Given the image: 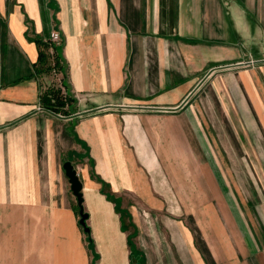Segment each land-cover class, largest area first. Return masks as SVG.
<instances>
[{
	"label": "crops",
	"instance_id": "crops-1",
	"mask_svg": "<svg viewBox=\"0 0 264 264\" xmlns=\"http://www.w3.org/2000/svg\"><path fill=\"white\" fill-rule=\"evenodd\" d=\"M53 31L68 116L35 75ZM259 187L264 0H0V264H264Z\"/></svg>",
	"mask_w": 264,
	"mask_h": 264
},
{
	"label": "trees",
	"instance_id": "trees-1",
	"mask_svg": "<svg viewBox=\"0 0 264 264\" xmlns=\"http://www.w3.org/2000/svg\"><path fill=\"white\" fill-rule=\"evenodd\" d=\"M36 42L39 48V56L35 63V75L39 77L52 75L54 79L51 84L41 89L40 100L42 105L65 116L75 113L78 100L74 96L68 80V66L63 55L62 40L53 41L50 39L45 41L37 38ZM81 226L87 235L90 247L93 248V239L87 224V218L84 222H81Z\"/></svg>",
	"mask_w": 264,
	"mask_h": 264
},
{
	"label": "water",
	"instance_id": "water-1",
	"mask_svg": "<svg viewBox=\"0 0 264 264\" xmlns=\"http://www.w3.org/2000/svg\"><path fill=\"white\" fill-rule=\"evenodd\" d=\"M67 175L70 178L71 184H72V189L73 192L75 193V195L78 197V202L79 205L81 207V222H84L85 219L87 218V214L84 213L83 211V206H82V202H83V193H82V189H83V183L80 180V177L78 175L77 169L75 168V166L73 165V163L71 161H67L64 165Z\"/></svg>",
	"mask_w": 264,
	"mask_h": 264
},
{
	"label": "rangeland",
	"instance_id": "rangeland-1",
	"mask_svg": "<svg viewBox=\"0 0 264 264\" xmlns=\"http://www.w3.org/2000/svg\"><path fill=\"white\" fill-rule=\"evenodd\" d=\"M46 79L50 81V77L47 76ZM249 176H250L249 174L246 175L247 183L250 182V177H249ZM251 176H252V178H254L253 174H251ZM261 187H262V186H261ZM261 187H259V188H261ZM258 190H259V189H258ZM246 191L248 192V194H249V192H250V195L252 196L253 189H247ZM260 191L262 192L261 195L263 196V195H264V194H263V192H264V188H261ZM261 192H260V193H261ZM179 208H180V206H174V207H172V206H168V208H167V210H166V213H168V212H170V213L180 212V213H181V210H180Z\"/></svg>",
	"mask_w": 264,
	"mask_h": 264
},
{
	"label": "built area",
	"instance_id": "built-area-1",
	"mask_svg": "<svg viewBox=\"0 0 264 264\" xmlns=\"http://www.w3.org/2000/svg\"><path fill=\"white\" fill-rule=\"evenodd\" d=\"M50 39L53 41H59L61 39V36L58 31H53Z\"/></svg>",
	"mask_w": 264,
	"mask_h": 264
}]
</instances>
